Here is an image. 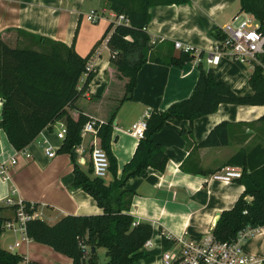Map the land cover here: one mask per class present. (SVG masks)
I'll return each instance as SVG.
<instances>
[{
  "label": "crops",
  "instance_id": "1",
  "mask_svg": "<svg viewBox=\"0 0 264 264\" xmlns=\"http://www.w3.org/2000/svg\"><path fill=\"white\" fill-rule=\"evenodd\" d=\"M98 9L112 11L104 0H0V34L11 47L40 50L38 40L45 38L73 47L82 57L95 49L88 63L94 78L71 115L78 119L84 114L101 123L115 116L111 148L118 165V180L140 142L131 133L133 125L146 113L164 112L173 104L188 100L198 83L200 64L205 70H212L216 80L228 85L238 96L254 95L250 79L255 66L264 69V54L251 64L229 58H222L213 66L207 63L216 33L239 15L240 0H192L188 4L151 8V21L146 29L151 37L150 58L138 73L132 99L123 104L127 80L118 76L108 45L104 41L98 45L110 22L105 20L108 23L102 30L93 31L92 23L87 20V15ZM176 42L198 50L202 61L197 63L192 54L189 55L192 61L183 66L170 64L172 59L179 60L185 55L176 50ZM84 82L85 77L80 88ZM1 112L0 98V120ZM262 117L264 106L222 104L216 113L194 122L170 119L153 136V141L168 156L165 171L149 168L142 175L130 178L124 187L130 193L128 214L136 223L149 225L154 231V247L142 248L147 257L138 264L156 262L162 247L161 235H205L215 228L218 213L235 206L245 187L238 182L223 184L209 179L240 151L251 150L260 143L254 144V140H264V121H259ZM223 122L234 125L229 144L202 147L211 131ZM58 123L45 129L22 152L13 148L0 129V206L8 198L38 205L41 220L49 225L67 216L104 213L90 195L73 188L74 165L69 154L60 152L64 140L57 136ZM92 141V136H86L76 149L83 169L91 162ZM49 148L56 153L53 158L47 155ZM104 181L109 185L114 177L109 173ZM3 215L9 220L15 216L10 208ZM15 240L13 233L5 231L2 248L8 251ZM249 242L257 243L256 252L264 251V239L257 237ZM17 253L34 264H73L71 258L33 241L22 242Z\"/></svg>",
  "mask_w": 264,
  "mask_h": 264
},
{
  "label": "trees",
  "instance_id": "2",
  "mask_svg": "<svg viewBox=\"0 0 264 264\" xmlns=\"http://www.w3.org/2000/svg\"><path fill=\"white\" fill-rule=\"evenodd\" d=\"M110 10L124 15L129 26H117L108 42L111 62L118 76L126 79V94L121 104L132 99L140 69L149 60L148 43L151 40L146 29L151 21L150 9L157 6L188 4L192 0H104ZM240 13L254 16L264 32V0H240ZM110 24L99 44L112 32ZM131 37L132 42L125 38ZM223 38L221 31L215 36ZM42 49L11 47L0 34V98L2 112L0 129L16 151L22 152L33 143L47 128L65 120L67 136L61 153L69 154L74 165L75 181L73 188L81 189L90 195L103 209L102 215L67 216L55 225H49L41 219L27 223V234L31 241L46 245L56 252L73 260V264H97L96 250L106 249V264H138L147 255L142 251L152 238L154 231L149 225L136 223L128 214L130 193L124 190L126 182L142 175L151 168L164 172L168 156L161 145L153 141V136L161 131L170 119L194 122L202 117L214 114L222 104L236 106H264V69L255 66L250 85L252 96H238L228 85L218 82L212 70L199 65V80L192 96L183 102L173 104L167 111L151 113L147 130L140 140L132 161L124 167L123 177L118 180V165L112 153L111 142L115 116L98 128L92 151L95 146L103 149L109 158V173L114 181L107 185L104 179L93 175V165L87 162L83 169L78 162L76 149L82 144L81 131L90 120L80 114L78 119L71 115L76 103L88 91L94 78V72L87 73V67L94 50L86 56H80L73 47H67L45 38L38 40ZM47 47V49H46ZM192 58L185 54L170 64L183 66ZM85 82L80 88L84 76ZM259 121H264L262 117ZM233 124L223 122L209 134L202 147L227 146ZM91 151V154H92ZM227 166L243 169V176L237 182L245 187L235 206L224 211L213 233L220 241H228L247 227L264 225V145L257 144L251 150H243L232 157ZM251 198L249 202L247 199ZM26 209L30 204L26 203ZM7 208L0 206V264H19L23 257L13 255L1 246L4 233L3 225L9 220L3 213ZM38 205H35V209ZM34 209V210H35ZM81 243L91 249L88 258H84ZM173 242L163 236L164 249ZM92 248L95 253L92 254Z\"/></svg>",
  "mask_w": 264,
  "mask_h": 264
},
{
  "label": "built area",
  "instance_id": "3",
  "mask_svg": "<svg viewBox=\"0 0 264 264\" xmlns=\"http://www.w3.org/2000/svg\"><path fill=\"white\" fill-rule=\"evenodd\" d=\"M87 20L92 24H97L102 20H108L114 26L112 32L104 40L108 45L114 29L120 25L129 26L130 22L124 15H118L107 9L92 10L87 15ZM221 33L223 38L216 39L211 55L207 59L209 65L218 64L222 58H229L240 63H257L258 57L264 54V32L260 30L259 22L247 13H239L233 20L226 25ZM132 42L131 37L125 38ZM176 50L187 55H195V61H202L201 53L190 47L184 46L180 42L175 43ZM92 72V67L88 65L87 73ZM87 77V74L84 76ZM151 113L146 115L133 125L131 133L137 139H143L147 130V123ZM103 123L90 119L81 131V137L92 136L95 140L98 128ZM67 125L64 122L58 123L57 136L65 140L67 136ZM47 155L53 158L56 153L52 149H47ZM91 160L93 165V175L99 179H105L109 174L110 162L107 153L95 146ZM3 174V171H1ZM243 176V169L236 166H226L221 171L210 176V181L231 184L240 180ZM249 202L251 199L248 200ZM30 209H26L25 202L12 198L4 201V206L15 207V216L3 225L4 232L9 231L16 237L14 244L8 248L13 255H18L17 249L24 241H31L27 234V223L33 219H41L40 208L35 209V204L29 203ZM35 209V210H34ZM139 224V223H137ZM210 229L205 235L191 236L187 233L179 237L161 235V240L166 237L173 242L172 246L160 249L159 256L153 264H264V251L261 254L251 253L247 245L250 240L260 237L264 239V225L258 227L247 226L241 229L237 235L228 241L218 240ZM19 236V238H18ZM152 238L144 245V249H153ZM84 258H88L91 249L81 243ZM19 264H34L29 259L23 257Z\"/></svg>",
  "mask_w": 264,
  "mask_h": 264
},
{
  "label": "rangeland",
  "instance_id": "4",
  "mask_svg": "<svg viewBox=\"0 0 264 264\" xmlns=\"http://www.w3.org/2000/svg\"><path fill=\"white\" fill-rule=\"evenodd\" d=\"M107 21H105V20H102L100 23H98L96 26H93L94 24H91L90 25V27H92L93 28V31H99V30H102V28H104L106 25H107ZM107 28H105L104 29V33H105V30H106ZM103 33V34H104ZM103 36V35H102ZM39 43V42H38ZM105 46V45H104ZM42 49H45V48H43V46L41 47ZM46 49H47V47H46ZM263 128V134H264V124H263V126H262ZM257 136V135H256ZM258 142H260L262 145H264V140H257V141H255L254 140V144H257ZM259 143V144H260ZM247 247H248V249L250 250V252L251 253H254V254H261V252H256L257 251V243H248V245H247ZM96 263L97 264H106L107 263V256H106V249H104V248H100V249H98V251H97V255H96Z\"/></svg>",
  "mask_w": 264,
  "mask_h": 264
},
{
  "label": "water",
  "instance_id": "5",
  "mask_svg": "<svg viewBox=\"0 0 264 264\" xmlns=\"http://www.w3.org/2000/svg\"><path fill=\"white\" fill-rule=\"evenodd\" d=\"M220 217H221V214L218 213V215H217V219H216V225H217V223H218ZM216 225H215V226H216ZM94 253H95V248H92V254H94Z\"/></svg>",
  "mask_w": 264,
  "mask_h": 264
}]
</instances>
